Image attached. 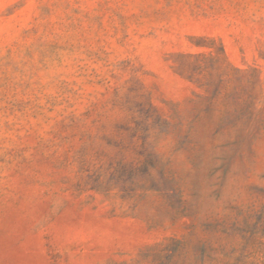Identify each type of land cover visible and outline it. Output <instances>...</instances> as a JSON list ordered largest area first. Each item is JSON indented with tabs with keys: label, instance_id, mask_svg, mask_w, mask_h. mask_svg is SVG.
Masks as SVG:
<instances>
[{
	"label": "rangeland",
	"instance_id": "obj_1",
	"mask_svg": "<svg viewBox=\"0 0 264 264\" xmlns=\"http://www.w3.org/2000/svg\"><path fill=\"white\" fill-rule=\"evenodd\" d=\"M0 264H264V0H0Z\"/></svg>",
	"mask_w": 264,
	"mask_h": 264
}]
</instances>
